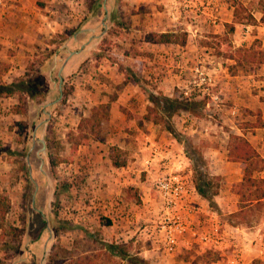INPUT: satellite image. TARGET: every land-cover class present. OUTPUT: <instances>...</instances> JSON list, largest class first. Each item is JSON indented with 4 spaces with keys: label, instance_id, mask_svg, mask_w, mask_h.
<instances>
[{
    "label": "rangeland",
    "instance_id": "rangeland-1",
    "mask_svg": "<svg viewBox=\"0 0 264 264\" xmlns=\"http://www.w3.org/2000/svg\"><path fill=\"white\" fill-rule=\"evenodd\" d=\"M260 1L264 0H217L225 5L219 10L221 13L216 17L215 25H219L229 13L232 14L235 3H241L255 18H259ZM57 2L56 16L64 24L61 34L25 39L24 42L29 45L31 52L19 56L18 63L12 65L14 70L7 56L0 57V80L3 83L10 84L22 78L27 71L28 76H37L36 82L40 85L39 95L27 99L24 117H16L20 120L18 122H25L23 131L14 127L15 119H6L9 108L16 101L15 98L0 97V195L6 196L9 202L0 222L2 264H46L47 256L57 246L72 255V260L80 259L85 252L103 253L104 249L100 251L102 243L111 242L125 244L129 254L136 253L149 264H198V261L202 260V264H228L227 258L234 253L232 241L226 236L220 239L222 247L219 249L203 248L199 242L190 238L187 245H180L173 254H166L162 250L154 228L158 211L154 180H149L142 171V155L136 150L138 144L135 137L132 138L134 145L131 147L136 148L137 154L134 151V154L130 155L129 151L120 149L126 164L132 167L134 173L127 174L126 181H122L125 176L113 173L112 178L118 179L116 184L102 181L97 173L91 178V170L98 163L94 161L93 153L96 150L91 147V140H96L90 132H96V137L103 140L109 128L107 119L100 122L99 131H96V127L82 129L89 135L76 146L74 155L70 154L71 144L79 139L76 133L79 120L88 117L94 108L91 109V103L85 95L86 91H91V84L78 76L79 72L94 63H116L124 78H132L135 81L136 77L127 69L134 63L135 58L129 59L132 60L127 62L129 65L119 61L125 56L123 50H126V45L133 48L132 54L140 53L136 50L143 44L145 34L151 32V26L140 27L133 23L130 18L136 11L127 7L125 0ZM106 4L109 8H105ZM155 6L164 11V6ZM137 10L142 12L143 8ZM152 11L155 10H147ZM96 14L99 17L91 23V18ZM152 17L153 15L149 14V18ZM91 24L96 26L95 32L92 33L95 40L89 38L91 33L72 40L79 29L84 28L83 26L91 29ZM135 29H139L141 34L137 35L133 31ZM167 29L174 31L177 36L185 33V45L189 48L182 62L178 54L171 55L173 65L178 60L181 66H174L170 70L171 77L181 73L182 78L186 79L183 69L187 71L194 63L195 56L201 55L204 60L211 58L219 62L222 67L220 75L237 76L235 79L245 86L242 91L244 97L239 98L244 102L243 105H237L228 95L222 94L220 105L210 110H205L201 101H187L182 98L174 84L170 88L171 97H165L161 93L146 94L147 99L153 96L161 103L158 116L162 119L160 128L165 132L163 140L171 142L173 156L183 155L182 161L185 171L189 172L191 184L194 171L188 158L192 151L188 145L200 153L211 186L217 189V194L207 203L210 214H196L200 222L198 232H204L208 230L211 222L208 219L211 216L214 215L217 221L223 224L220 216L237 209V196L231 190L234 183L208 169V156L211 154L208 152L210 147L221 145L223 149L227 146L229 134L254 135L260 131L256 129L264 128V70L261 65L237 66L233 65L231 60L214 57L211 49L200 45L207 36L206 33L193 37L190 32H186L190 29L179 22ZM230 39L234 48L247 47L256 39L264 51V24L235 25ZM90 41L93 45H90L86 53L87 58L74 63V67L71 66L70 62H67L68 59ZM95 55H101L102 59L95 60ZM92 56L96 62L90 60ZM152 64L154 67L160 65ZM149 66L151 65L146 67ZM223 69L225 71L221 72ZM156 71L162 72V76L154 75L155 82L168 75L165 67ZM137 78H143L142 74L138 73ZM62 86L72 88L71 94L64 100L61 95ZM233 106L236 107L234 115L229 113ZM253 125L259 127H252ZM34 138L44 141L43 154L40 153V143ZM257 138L264 143V136L259 135ZM170 144L167 146L171 147ZM255 144V148H259L260 143ZM111 146L117 147L108 142L100 149V152H104L106 161L108 148ZM50 162L55 164L54 168L50 166ZM263 165L264 162L262 168ZM159 170L162 172L165 168L162 166ZM231 174H234L235 179V171H231ZM101 219L109 220L110 225H103ZM257 225L264 228V204L260 215L251 222V226ZM45 226L49 228L50 234ZM126 230L129 231L127 234ZM248 254L246 264H264V257L259 259L251 251ZM65 260L67 261L66 258ZM99 264L126 262L105 253L100 256Z\"/></svg>",
    "mask_w": 264,
    "mask_h": 264
},
{
    "label": "crops",
    "instance_id": "crops-1",
    "mask_svg": "<svg viewBox=\"0 0 264 264\" xmlns=\"http://www.w3.org/2000/svg\"><path fill=\"white\" fill-rule=\"evenodd\" d=\"M57 1L58 0H8L7 4L0 9V57L7 56L9 58L8 62L11 64L13 70L14 66L12 65L18 63L19 56L31 52L29 45L24 42L25 39H36L39 36L43 37L49 36L50 34L62 33L64 24L62 21H59L56 16V11L58 9ZM62 1L69 2L70 0ZM125 1L127 7H132L136 11L135 15L131 16V21L133 23L135 22L140 27L151 26L149 27V31L155 33L174 32L168 30L167 27L179 22L180 25H184V27L190 29L186 30V32H190V35L193 37L201 33L215 35L222 33L223 24L232 22V14L229 13V16L225 17L219 25H215L216 17L221 13L220 11L225 5L224 2L220 3L217 2V0H180L183 4L185 3L184 9H178L168 0ZM155 4L164 6V11L158 9ZM106 7L109 8V5L105 6V8ZM138 8H143V11H138ZM151 8L155 11L147 12V10ZM217 10L220 11L216 13ZM149 14L153 15L151 19L149 18ZM98 17L99 15L96 14L95 17L91 18V23ZM255 19L258 21L259 18ZM83 27L84 28L76 32L77 35L76 37L73 36L72 40L74 41L75 38L86 37L90 33L91 35H89V38L92 40L94 38L95 40V37L92 36V33H94L96 29L95 24H91V29L88 26ZM133 31L137 35L141 34L139 29ZM191 36L188 35V37ZM90 45H93L92 41H90L87 46H84L82 50H78V52L74 53L67 62H70L71 66L74 67V63L77 64L83 59H86V53ZM187 47V44L183 46L171 44L162 45L147 43L143 40V44L138 48L139 50H136L140 51V53L136 52L137 54H132L134 53L133 48L126 45V50H123L125 56H123L119 62H122L124 65H129L127 62L135 58L134 63L127 68L136 77L133 83L124 80V74L118 70V65L116 63L108 65L94 63L92 66L87 67L86 70L83 69V71L79 72L78 76L80 75L89 85L91 84V91H86L85 93L88 102L91 103V109L102 103L108 105L107 124L109 128L104 134L103 141L105 142L101 143L91 140V147L96 150L93 153L95 156L94 161L98 163L97 166L91 170V178L95 177L97 173L99 178H102V181L104 180V182L116 184L118 183V179L112 178L113 173L125 176L122 181H126L127 174L130 173L131 175L134 173L132 167L128 164H125V166L121 168H114L111 166L109 160L106 161L103 156L104 152H100V149L108 142L116 145L122 151H129L130 155L131 153L134 154V151L135 154H137L136 150L140 151L142 155L140 165L142 166V171L146 173V177L150 178L149 180H155V178L162 174L159 170L162 166L167 169H172V167L179 162L185 169L182 161V158H184L183 155H172V144H170V141L163 140L165 132L160 128V125L139 118H142L146 113L147 106H149L146 97L148 92L152 94L161 93L165 97H171L172 91L170 88L172 85L174 84L176 87H179L181 83L179 81V74L172 75L174 78L172 79L169 73L174 66L177 67L178 65V60L177 63L175 62L173 65L171 55L173 53L178 54L182 62L184 61V55H186V52L189 50ZM197 56L201 57V55ZM197 56H195V58ZM131 58L132 60H129ZM90 60L96 62L93 56L90 57ZM209 60L213 62L211 65L213 68L212 74L214 77L215 91L218 95H228L231 101L237 105H243L244 102L239 98L244 97V93L242 92L245 88L244 84L241 82L239 83L238 80L235 79L237 76L229 74H225L224 76L220 75V69L222 67L219 62L211 58H209ZM152 63L160 65L154 67ZM147 65L151 66L146 67ZM163 67L167 70L168 75L165 77L164 74L163 78L160 77L158 81L155 82L156 78L153 79L154 75H161L162 73L156 70L162 69ZM223 71H225V69L221 70V72ZM138 73L142 74L143 78L138 80ZM143 79H146V81ZM257 83L258 82H256V84ZM234 108L236 109L235 106H233L232 109ZM19 116L21 115L12 114L8 111L6 119H15L13 120L15 127V122L20 121L16 119V117ZM256 130L260 131L254 135H248L249 133H247L246 135L241 134V136L254 147L264 162V143L257 138L259 135L264 136V132H261V130L264 131V128ZM233 134L239 135V133ZM134 137L137 140V149L131 147V145H134L132 142V138ZM254 141L260 143L259 148H255L256 144ZM168 144H170L171 147L167 146ZM208 154L210 155L208 156ZM208 154L207 167L209 170L216 171L221 177L225 178L226 181L229 180L233 183L240 181L241 174L239 165L227 160L226 146L223 149L221 145H219V147H210ZM145 160H150L149 164H145ZM231 171H235V179H233L234 174L232 175ZM188 173L189 172H186L189 177ZM259 175L264 177V165ZM197 197L198 198L195 199L193 204L194 213L190 217L189 223L192 228L198 232L197 228H199L200 222L196 214H198V212L208 214L209 211L207 208L208 202L199 195ZM208 220H211V222L208 230L204 232L212 234L213 237L218 240V245L212 248H221L220 239L222 240L224 236L232 241L234 254L227 258L226 261L228 264H246L249 251H251L252 254L255 253V256L259 259H263L264 228H262L261 225H239L234 227L226 223L221 224L214 215ZM128 232V230L125 231L126 234ZM201 246L203 248L206 247V245L203 246L202 244ZM142 254L143 252L140 253V255Z\"/></svg>",
    "mask_w": 264,
    "mask_h": 264
},
{
    "label": "trees",
    "instance_id": "trees-1",
    "mask_svg": "<svg viewBox=\"0 0 264 264\" xmlns=\"http://www.w3.org/2000/svg\"><path fill=\"white\" fill-rule=\"evenodd\" d=\"M260 16L258 21L249 13L245 6L241 3H235L232 9V22L223 24V31L220 34H211L204 37L201 46L211 49V54L216 58H223L233 61V65H261L264 70V51L261 49L259 42L254 39L247 47L234 48L231 45L230 35L234 32V25L254 26L256 23L264 24V1L259 2ZM147 43L162 44V45H179L183 46L186 41V34L182 33L177 36L174 32H148L145 34L144 39ZM95 60L102 59L101 55H95ZM31 67V66H30ZM29 67V68H30ZM28 68V69H29ZM230 69V68H229ZM29 73L23 75L12 81L10 84H5L0 80V97L15 98V103L9 108V112L16 115L24 116L26 113V101L32 99L34 96L39 95L40 85L36 82L37 76H28ZM125 81L133 80L124 78ZM72 92L71 87L62 86L61 95L62 100L66 99ZM149 106L146 108V113L142 116L145 121H150L154 124H161L162 119L158 116V108L160 102L153 96L148 97ZM191 101V100H187ZM93 112L88 117L81 118L76 126V133L79 137L78 141L71 144L70 154L74 155L76 146L82 140L87 138V133L82 129H92L96 127L99 131L100 122L108 117V105H98L94 107ZM25 122H15V127L24 130ZM252 127H259L253 125ZM91 136L98 142L102 143L101 138H97V133L90 132ZM229 140L226 146V158L228 161L237 163L239 165L241 179L232 185V193L237 196V209L233 212L220 216L223 223L230 226H250L251 222L256 220L264 204V177L259 175L262 169V159L250 143L242 136L229 134ZM191 149L189 153V160L193 164L194 177L192 184L197 194L206 200L208 203L212 200L213 196L217 194V189L211 186V182L206 174V167L202 160L200 153L196 152L194 148L188 145ZM122 151L111 146L108 148L107 158L114 168L124 167L126 162L122 157ZM52 168L55 164L50 162ZM203 166V167H202ZM202 167V168H201ZM9 202L6 196L0 195V222L5 215ZM103 225H110L109 220L101 219ZM101 224V225H102ZM54 247L46 258V264H99L100 256L108 253L112 257H118L126 264H149L144 258L138 256L136 253L129 254L127 246L123 243L111 242L109 244L102 243L100 248L103 251L101 254H94V251L85 252L80 259L72 260V255L65 252L62 248ZM77 257V256H76ZM67 259V261L65 260ZM198 261V264H202ZM0 264L2 261L0 260ZM204 264H208L205 262Z\"/></svg>",
    "mask_w": 264,
    "mask_h": 264
},
{
    "label": "built area",
    "instance_id": "built-area-1",
    "mask_svg": "<svg viewBox=\"0 0 264 264\" xmlns=\"http://www.w3.org/2000/svg\"><path fill=\"white\" fill-rule=\"evenodd\" d=\"M178 9L185 8L180 0H168ZM8 0H0V9L7 4ZM213 62L196 57L191 67L185 71L186 79L179 74L181 82L178 90L185 100L201 101L205 110L220 105V96L215 91L214 77L212 74ZM179 68V63L177 65ZM182 72V71H181ZM233 108V107H232ZM230 108L229 113L234 115L236 109ZM150 160H145L149 164ZM165 168V167H164ZM153 188L158 201V211L154 220L155 232L159 238L162 250L166 254H172L181 244H188L191 238L207 248L218 245L217 238L207 232L198 233L190 225V217L194 213V201L197 196L185 169L179 162L166 169L160 176L155 178Z\"/></svg>",
    "mask_w": 264,
    "mask_h": 264
},
{
    "label": "water",
    "instance_id": "water-1",
    "mask_svg": "<svg viewBox=\"0 0 264 264\" xmlns=\"http://www.w3.org/2000/svg\"><path fill=\"white\" fill-rule=\"evenodd\" d=\"M74 53H76V52H74ZM34 140L40 143V145H41L40 153L43 154V152L45 150V143H44V141L41 140V139H37V138H34ZM45 229L50 234V230H49V228L47 226H45ZM49 237H51V236H49Z\"/></svg>",
    "mask_w": 264,
    "mask_h": 264
}]
</instances>
